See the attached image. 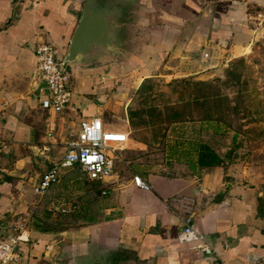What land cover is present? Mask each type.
Segmentation results:
<instances>
[{
	"label": "crops",
	"instance_id": "crops-1",
	"mask_svg": "<svg viewBox=\"0 0 264 264\" xmlns=\"http://www.w3.org/2000/svg\"><path fill=\"white\" fill-rule=\"evenodd\" d=\"M83 1L0 0V216L5 225L20 226L17 264H85L111 249L128 264H264L260 193L226 178L222 165H198L193 152L185 154L193 163L180 174L143 175L149 189L132 179L118 182L113 173L97 215L66 227L57 226L52 188L34 192L49 163L64 154L70 131L91 116L103 119L108 101L99 94L111 78L165 61L184 74H191L188 65L199 74L224 64L264 37V0H129L116 58L71 64V101L50 111L41 105L34 48L50 41L63 58ZM177 195L192 199L194 224L210 254L199 242L177 240L181 211L171 203Z\"/></svg>",
	"mask_w": 264,
	"mask_h": 264
},
{
	"label": "rangeland",
	"instance_id": "rangeland-1",
	"mask_svg": "<svg viewBox=\"0 0 264 264\" xmlns=\"http://www.w3.org/2000/svg\"><path fill=\"white\" fill-rule=\"evenodd\" d=\"M178 67L165 61L120 72L99 94L108 101L101 109L105 128L128 132L115 150V179L180 174L193 163L185 157L196 155L192 143L206 142L223 157L226 178L254 186L264 207V37L210 71L194 74L197 67L188 65L191 74H184ZM97 95L91 96L96 103ZM99 186L75 168L49 189L54 205L74 202V212L86 195L95 208L87 215L94 217L104 197Z\"/></svg>",
	"mask_w": 264,
	"mask_h": 264
},
{
	"label": "built area",
	"instance_id": "built-area-1",
	"mask_svg": "<svg viewBox=\"0 0 264 264\" xmlns=\"http://www.w3.org/2000/svg\"><path fill=\"white\" fill-rule=\"evenodd\" d=\"M264 31V16L259 23ZM36 57L37 77L43 81L40 88L44 96L41 105L50 111L61 112L71 101V77L67 70L61 69V60L56 58L50 41L38 40L34 48ZM105 122L99 115L84 119L77 131H70L66 140L64 154L52 161L43 171L34 186V192L43 195L50 186L59 180L61 174L68 168L78 165L85 172L89 180H97L105 184L107 178L113 174L115 165V150L125 146L128 140L126 130H111L105 128ZM134 184L142 189H149L150 183L141 175L135 174ZM107 189H102L105 195ZM173 205H178L181 211V230L177 235L179 242H199V248L206 254L212 252L211 247L204 240L194 224L192 199L189 196L177 195L171 198ZM74 202L55 205L57 213H66L76 208ZM8 231H7V230ZM20 226L5 225L0 216V264H17L21 258L18 248Z\"/></svg>",
	"mask_w": 264,
	"mask_h": 264
},
{
	"label": "water",
	"instance_id": "water-1",
	"mask_svg": "<svg viewBox=\"0 0 264 264\" xmlns=\"http://www.w3.org/2000/svg\"><path fill=\"white\" fill-rule=\"evenodd\" d=\"M130 9L129 0H84L81 13L67 50L61 58V69L73 63L95 64L116 58L124 43V23ZM77 264H82L81 262ZM85 264H128L117 250L99 254Z\"/></svg>",
	"mask_w": 264,
	"mask_h": 264
},
{
	"label": "trees",
	"instance_id": "trees-1",
	"mask_svg": "<svg viewBox=\"0 0 264 264\" xmlns=\"http://www.w3.org/2000/svg\"><path fill=\"white\" fill-rule=\"evenodd\" d=\"M211 97H212L211 94L207 95V98H211ZM192 144L194 148H196V162L198 165L207 166V165H222L223 164V157L216 150H214L208 143L200 142V143H192ZM75 168L79 169L83 173V175L86 177V179H88L85 172L82 171L78 165H74L66 169L61 174L59 180L54 182L53 184L58 183L62 178H65L66 176L68 177V175L70 174V171ZM90 181L100 184L98 193L101 196H103L102 189L107 188L106 186H104L105 184L97 180H90ZM84 198H85V201H82L83 203L80 204L82 207H80L79 211L74 212V210L77 208L76 207L74 209L68 210L66 213H58L61 217V219L57 223L58 227H66L68 225H73L74 222L78 221L79 218H90V216L87 214H90V211L95 210V208H93V205H92L93 200L87 199L86 195ZM72 212L74 213L71 214ZM61 214H63V217Z\"/></svg>",
	"mask_w": 264,
	"mask_h": 264
}]
</instances>
